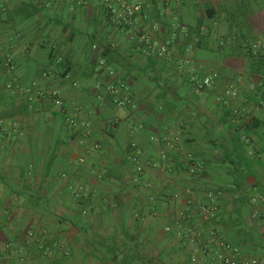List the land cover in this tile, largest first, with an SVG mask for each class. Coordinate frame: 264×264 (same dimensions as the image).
I'll return each instance as SVG.
<instances>
[{
	"label": "crops",
	"instance_id": "crops-1",
	"mask_svg": "<svg viewBox=\"0 0 264 264\" xmlns=\"http://www.w3.org/2000/svg\"><path fill=\"white\" fill-rule=\"evenodd\" d=\"M125 1L140 5L128 31L103 0H0V264H218L213 229L240 261L264 259V89L251 90L262 77L243 49L264 35V0ZM138 32L169 42L170 59L138 51ZM177 61L215 73L213 86L197 92ZM30 84L57 91L76 125L48 96L27 102ZM119 84L132 106L114 102ZM172 129L175 148L162 140ZM215 191L216 220L204 221Z\"/></svg>",
	"mask_w": 264,
	"mask_h": 264
},
{
	"label": "built area",
	"instance_id": "built-area-1",
	"mask_svg": "<svg viewBox=\"0 0 264 264\" xmlns=\"http://www.w3.org/2000/svg\"><path fill=\"white\" fill-rule=\"evenodd\" d=\"M106 6V11L108 13V19L112 24H115L121 31H128L133 16L138 13L140 10L139 4H131L126 2L125 0H103ZM131 39L136 47V49L142 52L146 57H154L161 58L164 60H169V42L159 43L154 38L153 35L149 32H138L131 36ZM252 48L260 53H264V35L257 41L256 43H252ZM185 65L188 64V61H184ZM100 65H104V61H99ZM7 70H13L12 61L9 57H5L3 59L2 64ZM177 68L187 71L188 73V81L193 85L194 89L197 92L204 91L213 86L214 79L216 78V74H208L202 75L195 68L190 67L184 69L182 62L177 61ZM240 78H237L239 81ZM6 89H14L11 84H6ZM119 88H124L123 84H119L118 87L116 85H112L109 87L110 94L114 98V102L117 106L125 107L132 106L133 100L124 95L118 96ZM254 88L251 87V90ZM21 93L24 95L25 100L29 103L42 99L45 96L51 98L56 106L59 107L61 112L65 115L64 121L69 126H75L76 120L73 116H69L66 113V107L63 104V101L55 90L46 91L39 87L37 84H30L21 89ZM238 95V83H230L226 86V95L218 98L223 105L229 106L230 103L236 99ZM258 107L264 108V94L263 97L257 104ZM232 115L234 119L239 121V124H245L247 121V112L242 107H234L232 108ZM83 127H86L87 124H82ZM88 132H81L83 138L88 136ZM242 139L249 144H251L250 140L246 135H242ZM164 143L173 148L178 147L180 144V133L179 130L172 129L169 130L164 137L162 138ZM98 145L95 143L91 146V149L96 150ZM130 150L133 151V156L131 157V161L134 165V171L137 176L141 175L144 171V167L139 158L140 152L135 143L129 144ZM186 157L190 159V154L187 153ZM164 158V156H163ZM135 180H138V177H135ZM219 191H215L214 193L209 192L207 195L208 201L205 204H201L198 207L200 215L204 219V221L214 222L216 220V214L218 212V205L215 200L212 198L214 195L220 196ZM149 200H153V197H149ZM255 201V199H254ZM181 217H186L188 215V210H183L180 212ZM137 216V215H136ZM165 231H170L169 227L165 228ZM195 232L188 229L185 234L189 236H193ZM209 235L214 240V246L220 249H223L225 252L218 256V264H264V259L259 258H251L240 261L238 259V249L229 246L221 236L213 229L209 231ZM209 251V249H207ZM211 251V249H210ZM197 252V249H195Z\"/></svg>",
	"mask_w": 264,
	"mask_h": 264
},
{
	"label": "trees",
	"instance_id": "trees-1",
	"mask_svg": "<svg viewBox=\"0 0 264 264\" xmlns=\"http://www.w3.org/2000/svg\"><path fill=\"white\" fill-rule=\"evenodd\" d=\"M243 39L245 40L246 38L243 36ZM245 44L243 45L244 49V55L247 59L245 68L246 72H248L251 76H261L262 81L255 83L254 89L257 92H262L261 90L264 89V53H258L252 48V44H246L247 41H243ZM243 67V66H242ZM240 68V67H238ZM243 69V68H242ZM254 90V91H255Z\"/></svg>",
	"mask_w": 264,
	"mask_h": 264
},
{
	"label": "rangeland",
	"instance_id": "rangeland-1",
	"mask_svg": "<svg viewBox=\"0 0 264 264\" xmlns=\"http://www.w3.org/2000/svg\"><path fill=\"white\" fill-rule=\"evenodd\" d=\"M240 64L242 65V62H240Z\"/></svg>",
	"mask_w": 264,
	"mask_h": 264
}]
</instances>
